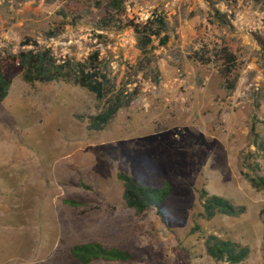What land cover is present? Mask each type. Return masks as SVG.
<instances>
[{
    "label": "rangeland",
    "instance_id": "374dc122",
    "mask_svg": "<svg viewBox=\"0 0 264 264\" xmlns=\"http://www.w3.org/2000/svg\"><path fill=\"white\" fill-rule=\"evenodd\" d=\"M112 1L0 0V60L95 54L113 92L13 78L0 104V264H80L70 249L89 241L134 256L90 264H229L207 254L209 235L249 247L240 264H264V188L248 178L264 177V0ZM156 14L169 41H153L148 63L135 26ZM119 91L133 100L93 129ZM119 173L170 183L162 215L129 207ZM204 190L245 213L207 218Z\"/></svg>",
    "mask_w": 264,
    "mask_h": 264
},
{
    "label": "trees",
    "instance_id": "16d2710c",
    "mask_svg": "<svg viewBox=\"0 0 264 264\" xmlns=\"http://www.w3.org/2000/svg\"><path fill=\"white\" fill-rule=\"evenodd\" d=\"M115 8L120 6L118 0H113ZM217 19L226 23L224 16L216 12ZM167 21L162 14L155 15L144 27L135 26L138 39V49L144 59L147 57L149 63L152 59L151 53L153 41L159 40L160 45H165L169 41L167 34ZM54 36L52 33L48 34ZM223 58L230 65L235 64V55L224 50ZM206 59L205 62H209ZM97 56L90 55L88 62H79L73 58L58 60L49 48L31 49L21 51L16 55L0 60V104L6 99L12 86L13 78L22 74V78L29 84L47 83L53 81H64L74 83L93 93L97 99L101 100L113 93L110 85L111 80L105 68L96 65ZM232 67L228 68L231 73ZM105 70V71H103ZM112 101L107 108L92 118L91 127L95 130H103L118 111L127 103H130L134 95L124 94L119 91L113 95ZM253 135L257 138L255 128H252ZM264 150V145H262ZM118 178L124 183V198L129 207L133 208L137 214H142L149 209H156L162 215L161 205L172 195L173 187L170 183L163 186L147 185L136 179L134 176L119 173ZM250 182L256 188H264V177L256 178L248 176ZM204 199V214L207 218H212L220 213L232 217H238L245 213L244 206H235L229 199L211 195L207 191H202ZM66 203L76 206L78 202L67 200ZM207 254L216 261H223L229 264H240L250 255V248L242 246L231 240L222 239L216 235H209L205 241ZM72 258L80 264H90L95 260L121 261L127 262L134 259L133 254L125 248L107 247L102 243L89 241L76 244L71 247Z\"/></svg>",
    "mask_w": 264,
    "mask_h": 264
}]
</instances>
